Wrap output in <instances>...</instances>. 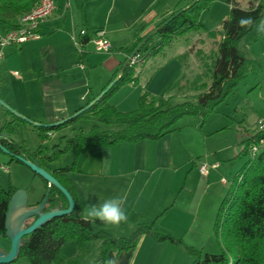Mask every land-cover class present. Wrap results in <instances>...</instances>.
I'll return each instance as SVG.
<instances>
[{"label": "trees", "instance_id": "obj_1", "mask_svg": "<svg viewBox=\"0 0 264 264\" xmlns=\"http://www.w3.org/2000/svg\"><path fill=\"white\" fill-rule=\"evenodd\" d=\"M194 1L177 7L171 13L168 18L181 11L156 35L148 39L119 78L120 71L113 75L103 91L116 81L114 86L97 103L61 125L34 126L40 141L35 151L28 153L23 145L10 138L15 132L16 121L24 124L27 122L6 110L14 120L6 122L0 128V145L7 151L10 163L24 164L20 161V158L24 157L37 162L69 192L74 201L71 213L51 219L24 238L27 243L22 244L15 262L24 257L30 264H82L81 257L87 252L89 244L99 242L96 263L104 264V261L111 259V254L120 255L136 248L141 237L147 235L158 243L184 245L193 258L192 264H264V149L251 155V149L259 145L264 132H256L243 142L242 151L248 156V160L235 175L219 205L214 232L220 252L216 254L188 246L171 234L155 232L154 222L137 225L126 237H115L103 229L96 230L90 220L85 221L82 218L81 213L85 204L68 177V173L77 170L79 157L88 145L112 148L123 143L159 141L179 130L178 123L184 117L199 116L205 122L210 115L218 112L219 105L236 92L242 81L256 73L259 64L247 58L240 44L244 40L246 44L252 45L264 37V33L258 32L255 26L249 29L240 28L238 21L241 17L250 16L258 24L264 19V2L251 4L249 9L244 10L235 0H227L230 8L220 20L218 30L206 32L201 23V16L219 0H198L182 11ZM37 4L38 0H0V12L4 17L14 19L32 11ZM167 19L149 30L139 29L134 41L118 50L130 56L142 40ZM192 32L207 33V36L214 40L220 37L216 50H212L209 55L201 50L196 53L201 73H198L194 80H186L184 87L178 84L174 96H167L164 93L152 94L144 88L136 109L132 111H119L110 103L121 87L139 84L143 67L149 59L164 54V50L170 47L174 40ZM90 39V36L84 37L82 44ZM187 57L188 54L181 56V62ZM94 99L92 97L87 105ZM176 99L182 101L174 103ZM83 122L85 126L75 128ZM69 128L74 131L73 137L62 135L57 143L49 147L48 141L53 134ZM0 152L3 151L0 149ZM67 153H72V163L62 168H53L52 164ZM34 176L39 177L35 173ZM41 180L45 185V193L38 202L29 203V206L40 205L48 196L45 211L55 208L67 209L69 202L65 195L56 187H50L43 178ZM17 190L12 183L8 189L0 186V237L3 239H7L5 220L9 201ZM70 242L76 244L78 252L74 257L66 258L62 249ZM0 249L8 251L6 248Z\"/></svg>", "mask_w": 264, "mask_h": 264}, {"label": "crops", "instance_id": "obj_2", "mask_svg": "<svg viewBox=\"0 0 264 264\" xmlns=\"http://www.w3.org/2000/svg\"><path fill=\"white\" fill-rule=\"evenodd\" d=\"M191 1L54 0V11L41 26V37L5 49L0 70V99L40 124L49 125L72 116L86 106L92 97L101 94L113 75L121 71L128 55L119 48L130 45L139 29L146 31L157 26L177 7ZM216 5L224 6L220 11L222 17H213ZM229 8V4L219 0L203 12L201 23L205 31L218 30V24ZM16 21L17 17L9 19L0 12V34L8 32ZM83 29L87 30L90 38L97 31L103 32L102 38L110 45L109 51H97L91 40L82 44L84 37L80 31ZM208 40H211V50H216L220 37L214 40L207 33H195L193 43L188 41L187 45L180 46L176 52L165 55L152 65L150 61L153 60L149 59L143 67L139 84L121 87L110 103L122 112L135 110L144 88L152 94L174 96L178 84L188 80L186 72L188 66L192 65L189 58L203 45L207 46ZM185 54L191 57L181 62L180 57ZM1 109L4 112L1 116L3 124L14 120L3 107ZM193 121L198 126L199 120ZM178 127L179 130L159 141L123 143L112 148L94 144L85 147L77 170L68 173L85 207L126 196L123 207L127 219L119 225L90 220L96 230H106L116 237L124 234L125 226L132 228L137 223L186 222L184 216L171 218L169 215L175 209L176 198L181 196V193H176L180 168L188 162H192L193 167H197V164L202 166L201 156L198 155L200 132L190 125ZM18 131L31 135L32 141L35 139L37 146L40 145L38 133L31 124L16 121L14 133ZM59 135L53 134L48 144ZM64 156L67 163L55 165V162L52 167L69 166L73 156L70 153ZM188 178L186 175V181ZM228 189L229 186L224 196ZM151 247L156 251L145 254L142 262L162 264L169 261L167 255L159 252L156 246ZM114 255L111 254V259Z\"/></svg>", "mask_w": 264, "mask_h": 264}, {"label": "rangeland", "instance_id": "obj_3", "mask_svg": "<svg viewBox=\"0 0 264 264\" xmlns=\"http://www.w3.org/2000/svg\"><path fill=\"white\" fill-rule=\"evenodd\" d=\"M261 1L264 2V0H235L244 10L249 9L251 4H257ZM222 2L228 4L227 0H222ZM223 8V5L221 7L216 5L215 9H213V17H222L221 15L223 14L220 11ZM195 33L197 32L189 33L185 37L174 40L172 45L164 50V54L152 57L153 61H150V64L161 61L165 55L176 52L180 46L187 45L186 43L190 40L193 43ZM240 45L247 58L255 60L259 64L256 73L242 81L236 92L219 105L218 112L210 115L205 122L199 116H187L178 123V126L190 125V127H194L200 132L198 155L201 156L202 165L209 166L208 176H203L199 172L200 164H197V167H193L192 162H188L178 171L179 179L176 183V193L177 195L181 193V196H177L175 209L169 216L171 218L184 216L186 222L179 223L178 220H175L174 224L166 222L156 223V221L137 223L132 228L125 226L124 234H118L116 237L129 236L137 225L154 222L153 229L157 233L171 234L181 239L184 244L196 249H202L208 253L216 254L220 252L214 232L218 208L228 186H230L235 177V173L242 168L245 160H248V156L242 154L243 141L257 132V121L260 118H264V37L252 45L246 44L244 40ZM209 46H212L211 40H208L207 46H202L201 51H206L207 55H209L213 50ZM189 57L191 56L188 55ZM189 59L192 61V65L188 66L186 77L192 81L198 73H201V68L197 54H193L192 58ZM185 84L186 79L180 85L184 87ZM181 101V99H176L174 103ZM2 114L4 112L0 106V127L4 125L1 122ZM193 120H199L198 126L194 124ZM80 126H85V123L78 124L75 128ZM56 134H60L59 137L62 135L73 137L74 131L69 128ZM30 136L23 133V131H18V133L10 135V138L23 144L29 153L38 148L35 139L32 141ZM59 137L49 142V147L57 143ZM70 155L73 156L72 153ZM65 158L64 155L61 156L55 165L67 163ZM214 164L217 165L216 168L212 167ZM1 165L8 169L6 173L0 170V186L2 188L8 189L9 184L12 183L18 189L26 190L29 196V203H36L43 197L45 185L41 178L34 176L28 166L16 162L10 163L9 155L3 152H0ZM186 175L189 176L187 181ZM145 236L141 237L136 248L120 255H114L112 258L118 259L119 264H145L142 262V257L147 253L156 251V249L153 250L151 247L153 245L158 248L159 252L167 255L166 259L169 261H164L162 264H192L193 258L189 255L184 245L158 243L151 237ZM2 240H6V242H2ZM7 240L0 237V248L9 249L10 242L8 240L7 244ZM62 252L66 258L74 257L78 252L77 246L74 242H70ZM98 252L99 242L89 244L87 252L81 257L82 264H99L96 263ZM12 264L30 263L26 258L22 257Z\"/></svg>", "mask_w": 264, "mask_h": 264}, {"label": "water", "instance_id": "obj_4", "mask_svg": "<svg viewBox=\"0 0 264 264\" xmlns=\"http://www.w3.org/2000/svg\"><path fill=\"white\" fill-rule=\"evenodd\" d=\"M196 1L192 2L188 7L184 8L182 11L186 10L190 6H192ZM180 12H177L172 17L168 18L163 24L158 26L156 29L151 31L137 46V48L132 52L130 56H128L126 62L124 63L118 78L122 75L125 71L127 66L136 58L138 55L139 50L141 47L156 33L162 29L165 25L171 22L175 17H177ZM116 81H113L101 94H99L89 105L85 106L83 109L77 111L72 116L55 122L53 124H49V126H57L61 125L66 122L68 119H72L77 117L83 111L97 103L105 93L111 89ZM0 106L3 107L5 110L10 112L12 115L20 118L21 120L26 121L27 123L31 124L32 126H41L42 124L34 122L29 118L23 116L13 108H11L6 102L0 99ZM0 149L7 153V151L0 145ZM20 161L23 162L26 166H28L33 173L37 174L39 177L43 178L49 186L56 187L62 194L65 195L69 202V206L67 209L55 208L49 211H45L48 196L43 200L40 205L30 207L29 206V196L26 190L18 189L11 197L9 201L8 211L6 213V220H5V229H6V237L10 242V247L7 252L0 249V264H12L15 262L17 257L20 254V249L22 244L27 243V240L24 239L26 236L30 235L31 233L35 232L36 230L40 229L42 226L47 224L51 219L56 217H61L63 215L69 214L74 209V201L69 192L47 171L41 168L37 162H32L28 158H20ZM33 220L32 222H30Z\"/></svg>", "mask_w": 264, "mask_h": 264}, {"label": "built area", "instance_id": "obj_5", "mask_svg": "<svg viewBox=\"0 0 264 264\" xmlns=\"http://www.w3.org/2000/svg\"><path fill=\"white\" fill-rule=\"evenodd\" d=\"M55 8L54 0H38L37 6L30 12L17 16L16 23L5 34H0V70L1 62L5 57V49L8 47L20 46L26 42L37 40L41 37V26L43 22L53 13ZM82 37H88L89 33L83 29L80 31ZM103 32L97 31L91 37L97 51H109L110 45L103 40ZM257 132H264V118L257 121ZM264 149V137L258 146L251 149V155ZM216 168L217 165H212ZM209 166L202 165L199 168L203 176L208 175ZM0 170L8 172L5 166H0Z\"/></svg>", "mask_w": 264, "mask_h": 264}, {"label": "clouds", "instance_id": "obj_6", "mask_svg": "<svg viewBox=\"0 0 264 264\" xmlns=\"http://www.w3.org/2000/svg\"><path fill=\"white\" fill-rule=\"evenodd\" d=\"M240 28L249 29L255 26L256 30L264 33V19H261L258 24L252 17H241L238 21ZM126 202V196H118L104 200L97 205H88L83 208L81 213L85 221L99 220L107 225H119L122 221L127 219V215L123 205ZM104 264H119L118 259H107Z\"/></svg>", "mask_w": 264, "mask_h": 264}]
</instances>
